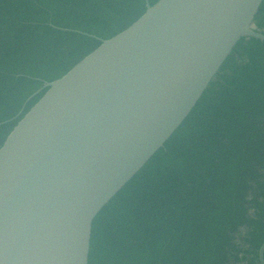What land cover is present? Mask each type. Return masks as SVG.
Returning a JSON list of instances; mask_svg holds the SVG:
<instances>
[{"label": "water", "instance_id": "water-1", "mask_svg": "<svg viewBox=\"0 0 264 264\" xmlns=\"http://www.w3.org/2000/svg\"><path fill=\"white\" fill-rule=\"evenodd\" d=\"M264 0H158L0 147V264H88L94 220L190 116ZM264 244L258 252L264 264Z\"/></svg>", "mask_w": 264, "mask_h": 264}, {"label": "trees", "instance_id": "trees-1", "mask_svg": "<svg viewBox=\"0 0 264 264\" xmlns=\"http://www.w3.org/2000/svg\"><path fill=\"white\" fill-rule=\"evenodd\" d=\"M145 11V0H0V147L45 85ZM254 23L264 35V1ZM263 244L264 43L245 38L94 220L88 264H259Z\"/></svg>", "mask_w": 264, "mask_h": 264}, {"label": "rangeland", "instance_id": "rangeland-1", "mask_svg": "<svg viewBox=\"0 0 264 264\" xmlns=\"http://www.w3.org/2000/svg\"><path fill=\"white\" fill-rule=\"evenodd\" d=\"M245 233H246L245 231H241V232H240V236H244Z\"/></svg>", "mask_w": 264, "mask_h": 264}]
</instances>
